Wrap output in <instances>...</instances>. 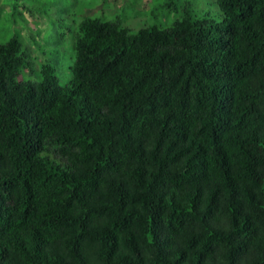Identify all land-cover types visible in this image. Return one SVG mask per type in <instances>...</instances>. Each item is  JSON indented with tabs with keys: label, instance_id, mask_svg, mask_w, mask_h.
<instances>
[{
	"label": "trees",
	"instance_id": "1",
	"mask_svg": "<svg viewBox=\"0 0 264 264\" xmlns=\"http://www.w3.org/2000/svg\"><path fill=\"white\" fill-rule=\"evenodd\" d=\"M207 2L84 17L63 85L0 43V264H264V0Z\"/></svg>",
	"mask_w": 264,
	"mask_h": 264
},
{
	"label": "rangeland",
	"instance_id": "2",
	"mask_svg": "<svg viewBox=\"0 0 264 264\" xmlns=\"http://www.w3.org/2000/svg\"><path fill=\"white\" fill-rule=\"evenodd\" d=\"M207 1L212 0H0V43L19 36L32 69H23L19 79L36 80L47 63L63 85L70 79L73 40L84 17L119 18L135 31L153 23L170 25L187 7L193 14L217 15ZM173 5L179 9L175 11Z\"/></svg>",
	"mask_w": 264,
	"mask_h": 264
}]
</instances>
